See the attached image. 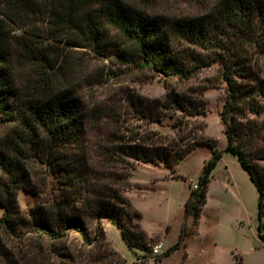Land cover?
Wrapping results in <instances>:
<instances>
[{
    "label": "rangeland",
    "instance_id": "obj_1",
    "mask_svg": "<svg viewBox=\"0 0 264 264\" xmlns=\"http://www.w3.org/2000/svg\"><path fill=\"white\" fill-rule=\"evenodd\" d=\"M114 1L173 19L205 14L221 0H0L1 10L18 17L6 19V89L11 92L4 102L16 109L22 101L69 89L80 98L90 117L92 109L98 114V119L87 121L89 128L83 136L90 153L99 139L116 134L124 141L137 130L159 132L170 147L181 149L177 151L194 148L173 166L126 158L132 168L130 183L122 193L130 209L140 213L136 221L151 250L129 249L120 229L108 219H103L104 235L98 240L90 231L91 244L74 228L61 230L57 237L45 233L36 225L34 214L65 196L66 191L48 162L34 157L21 160L30 180L15 186L20 210L16 232L0 226V264H264V242L257 232V190L238 157L225 151L221 113L227 83L222 66L218 62L203 65L188 79L144 68L132 43L99 11ZM86 21L92 25L96 22L103 29L102 49L89 44L81 28ZM200 49L193 48L205 55ZM171 92L205 103V113L193 116L181 108L162 107ZM140 98L151 103L157 116L140 118L132 102L140 106ZM246 114L264 121V107L259 113ZM12 116L0 108V151L6 144L5 136L21 121V113ZM263 137L264 131L261 137L250 140L247 148L252 150L251 159L264 166V158H254L255 151L264 152ZM214 147L223 151V157L213 170L207 203L194 225L185 204L190 191L198 188ZM77 150L72 147L69 153ZM81 193L77 194L79 201L85 195ZM5 213V206L0 205V218ZM184 228L189 234L183 239V247L162 260L154 259L155 254H164L180 239ZM156 246L158 252L153 250Z\"/></svg>",
    "mask_w": 264,
    "mask_h": 264
},
{
    "label": "trees",
    "instance_id": "obj_2",
    "mask_svg": "<svg viewBox=\"0 0 264 264\" xmlns=\"http://www.w3.org/2000/svg\"><path fill=\"white\" fill-rule=\"evenodd\" d=\"M99 11L132 43L144 68L188 79L203 65L218 62L222 66L227 83L221 113L227 138L225 151L238 157L257 190V232L264 242V166L251 159L252 150L247 148L250 140L261 137L264 121L245 115V112L259 113L264 107V0H221L214 10L188 18L165 19L120 1L111 2ZM6 19L17 20L18 17L0 9V108L11 116L14 112L17 116L21 113V121L5 136L6 144L0 151V205L6 210L0 218V226L16 232L20 210L15 186H23L30 180L21 160L37 157L48 162L66 191L65 196L43 205V210L34 214L36 225L45 233L57 237L63 233L61 230L74 228L91 244L104 235L103 219H108L120 229L129 249L151 250L136 221L141 218L140 213L130 209L122 193L130 183L129 169L132 168L126 158L163 161L173 166L194 148L177 151L179 147L171 145V148L159 132L137 130L124 141L116 134L99 139L90 153L83 136L89 128L87 121L98 119V114L92 109L90 117L80 98L69 89H57L22 101L18 104L21 109L9 107V102H4L11 92L6 89L9 85L5 68ZM81 28L95 49L104 47V31L96 22L94 25L87 22ZM197 47L206 54L202 56L193 50ZM138 100L140 106L132 102L140 118L157 116L158 111L153 110L150 102L143 98ZM162 107L181 108L193 116L205 113V103L178 92H171ZM179 122L182 125V121ZM72 147L78 150L69 153ZM255 152L254 158H264V152ZM222 157L223 151L214 147L213 156L204 164L198 188L190 191L185 212L193 215L194 225L198 224L207 203L212 173ZM81 192L85 195L79 201L77 194ZM92 230L94 240L90 238ZM188 234L189 230L182 229L180 239L164 254L154 255V259L162 260L183 247V239Z\"/></svg>",
    "mask_w": 264,
    "mask_h": 264
},
{
    "label": "built area",
    "instance_id": "obj_3",
    "mask_svg": "<svg viewBox=\"0 0 264 264\" xmlns=\"http://www.w3.org/2000/svg\"><path fill=\"white\" fill-rule=\"evenodd\" d=\"M159 246H160V245H159ZM159 246L154 247L153 250H154L155 252H158V251H159V249H158ZM155 255H156V254H155Z\"/></svg>",
    "mask_w": 264,
    "mask_h": 264
}]
</instances>
